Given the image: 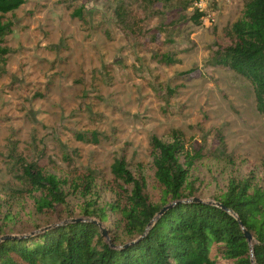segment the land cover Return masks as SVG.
<instances>
[{
  "label": "rangeland",
  "instance_id": "374dc122",
  "mask_svg": "<svg viewBox=\"0 0 264 264\" xmlns=\"http://www.w3.org/2000/svg\"><path fill=\"white\" fill-rule=\"evenodd\" d=\"M247 1L26 0L6 14L12 31L0 58L5 234L24 236L81 217L79 203L106 207L119 193L111 171L118 158L156 197L150 138L169 141L173 130L202 154L190 169L201 200L214 202L230 178L262 175L264 113L253 87L234 69L211 63L232 43L231 26ZM219 138L227 157L219 154ZM28 164L67 184L90 171L91 193L82 197L64 184L67 203L37 213L19 177Z\"/></svg>",
  "mask_w": 264,
  "mask_h": 264
},
{
  "label": "trees",
  "instance_id": "16d2710c",
  "mask_svg": "<svg viewBox=\"0 0 264 264\" xmlns=\"http://www.w3.org/2000/svg\"><path fill=\"white\" fill-rule=\"evenodd\" d=\"M25 2L0 0L1 59L9 51L4 38L12 31L5 15ZM75 14L81 16L79 10ZM194 14L197 21L202 12L196 9ZM230 35L232 43L217 50L211 63L228 66L249 80L257 109L264 113V0L245 3ZM162 60L173 61L166 55ZM92 141H97L96 134ZM219 145V154L227 157L223 138ZM150 148L156 197L148 194L145 180L118 158L111 165L119 190L113 202L102 208L79 203L76 211L81 217L0 240V264H219L223 260L264 264V171L258 177L248 172L229 179L214 201L229 212L215 203L191 201L197 188L190 169L202 154L181 132L173 130L169 141L151 136ZM19 177L25 184V198L41 214H50L67 203L66 185L82 197L91 193L90 171L79 182L67 184L56 174L28 164L21 167ZM104 222L109 225L106 234H102ZM244 229L252 235L251 241L244 236ZM3 235L5 224L0 218V237Z\"/></svg>",
  "mask_w": 264,
  "mask_h": 264
},
{
  "label": "water",
  "instance_id": "95a60500",
  "mask_svg": "<svg viewBox=\"0 0 264 264\" xmlns=\"http://www.w3.org/2000/svg\"><path fill=\"white\" fill-rule=\"evenodd\" d=\"M191 201H193V202H199V201H204V200H201L200 198H198V197H193L192 199H191ZM207 202V201H206ZM209 203H215L216 205H218V206H220L221 208H223L224 210H227V211H229L230 212V210H228L224 205H222V204H220V203H218V202H209ZM171 204H169V205H167V206H164L161 210H160V212H159V214H161V213H163L164 211H165V209L167 208V207H169ZM232 213V212H231ZM79 220H81L80 218H79ZM102 234H106V231H105V229H102ZM244 236L247 238V240L248 241H251L252 239H253V237H252V235L250 234V232L249 231H247V230H245L244 229ZM10 237H17V236H14V235H3V236H1L0 237V240H4V239H6V238H10ZM251 256L253 257V253L251 252ZM252 261H253V259H252ZM254 263V262H253Z\"/></svg>",
  "mask_w": 264,
  "mask_h": 264
}]
</instances>
